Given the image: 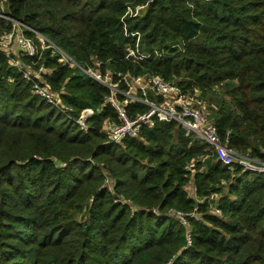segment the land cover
I'll use <instances>...</instances> for the list:
<instances>
[{
  "label": "trees",
  "instance_id": "1",
  "mask_svg": "<svg viewBox=\"0 0 264 264\" xmlns=\"http://www.w3.org/2000/svg\"><path fill=\"white\" fill-rule=\"evenodd\" d=\"M129 6H146L126 19L150 54L139 63L125 58ZM0 13L81 65L97 58L113 72L152 74L200 91L221 140L264 161V0H0ZM11 28L0 17V36ZM40 64L76 114L106 102L105 87L63 66L51 50ZM146 110L127 106L133 118ZM116 117L107 105L82 132L33 94L0 53V264H264V175L224 166L175 122L111 144L102 125ZM191 162L195 169L186 170ZM190 185L201 199L216 194L222 215L211 212V202L198 204ZM170 208L201 215L189 221L190 245L187 229L165 216Z\"/></svg>",
  "mask_w": 264,
  "mask_h": 264
},
{
  "label": "built area",
  "instance_id": "2",
  "mask_svg": "<svg viewBox=\"0 0 264 264\" xmlns=\"http://www.w3.org/2000/svg\"><path fill=\"white\" fill-rule=\"evenodd\" d=\"M1 7L4 9L3 4ZM145 7L129 6L122 18L124 36L128 39L125 46V58L133 63L148 60L150 54L142 52V35L140 32L131 31L126 19L141 16ZM0 17L12 24L11 30L0 36V53L4 54L10 65L22 74L23 79L31 86L33 94L56 108L62 116L76 124L82 132L91 131L93 129L91 120L101 112L102 108L109 105L116 112L117 117L116 119H106L103 122L102 130L111 144L121 145L128 139H140L143 128H153L157 122H175L187 135L193 134L198 140L208 144L212 154L224 166L231 170L237 166L241 169V173L264 175V161L243 156L229 147L228 141L221 140L214 122L210 120L209 115L203 109L200 91L195 90L193 94H190V91L183 90L176 82H169L152 74L135 76L121 71L113 72L111 69H104V63L97 58H92L90 65H81L57 44L23 22L1 13ZM26 31L35 34L36 39L28 37L25 34ZM45 50H51L54 56L59 55L63 66L77 69L87 78L105 87L109 91V95L103 106L96 110L86 108L76 114L74 108L66 105L62 97L48 84L47 76L51 70L43 64L39 65ZM19 55L31 59L30 65L23 63L19 59ZM120 96L123 97V101L119 100ZM129 104H141L146 106L147 110L133 118L127 111ZM195 166L196 162H191L186 170H193ZM107 187L110 192H113V185L110 181H107ZM188 191L198 204H204L206 201L211 202V212L219 216L222 215L216 203L218 200L216 194L201 199L197 195V188L194 185L189 186ZM116 202L129 205L132 213L139 211L124 197L117 198ZM153 212L161 215L158 210H153ZM165 216L174 218L187 229L186 238L190 245L192 240L189 221L191 219L201 220V215L197 210L186 213L180 209L170 208Z\"/></svg>",
  "mask_w": 264,
  "mask_h": 264
},
{
  "label": "rangeland",
  "instance_id": "3",
  "mask_svg": "<svg viewBox=\"0 0 264 264\" xmlns=\"http://www.w3.org/2000/svg\"><path fill=\"white\" fill-rule=\"evenodd\" d=\"M201 102H202V105H203V109L204 111L209 115L208 113V103L206 102V100H204L202 97L200 98Z\"/></svg>",
  "mask_w": 264,
  "mask_h": 264
},
{
  "label": "crops",
  "instance_id": "4",
  "mask_svg": "<svg viewBox=\"0 0 264 264\" xmlns=\"http://www.w3.org/2000/svg\"><path fill=\"white\" fill-rule=\"evenodd\" d=\"M190 186H192V185H190ZM188 189H189V187H188Z\"/></svg>",
  "mask_w": 264,
  "mask_h": 264
}]
</instances>
